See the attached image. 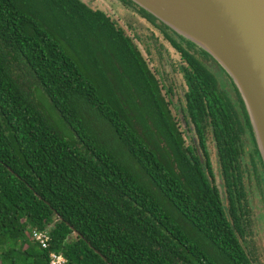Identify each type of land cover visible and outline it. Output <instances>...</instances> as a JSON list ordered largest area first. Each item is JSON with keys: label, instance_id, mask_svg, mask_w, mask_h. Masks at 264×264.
<instances>
[{"label": "trees", "instance_id": "16d2710c", "mask_svg": "<svg viewBox=\"0 0 264 264\" xmlns=\"http://www.w3.org/2000/svg\"><path fill=\"white\" fill-rule=\"evenodd\" d=\"M116 2L149 40L84 0H0V264H49L50 252L67 264H255L231 189L240 153L221 141L225 194L204 150L207 117L216 137L243 131L219 64L131 0ZM164 42L182 58L172 72L187 85L185 128L150 65L151 48L169 52ZM35 91L65 136L32 103ZM33 229L48 232L47 247Z\"/></svg>", "mask_w": 264, "mask_h": 264}, {"label": "water", "instance_id": "95a60500", "mask_svg": "<svg viewBox=\"0 0 264 264\" xmlns=\"http://www.w3.org/2000/svg\"><path fill=\"white\" fill-rule=\"evenodd\" d=\"M227 72L247 109L264 165V0H131Z\"/></svg>", "mask_w": 264, "mask_h": 264}, {"label": "flooded vegetation", "instance_id": "af4514ba", "mask_svg": "<svg viewBox=\"0 0 264 264\" xmlns=\"http://www.w3.org/2000/svg\"><path fill=\"white\" fill-rule=\"evenodd\" d=\"M153 29L156 30L157 28ZM158 34L160 35V37L164 38L162 33ZM178 36L179 35H177L176 33L175 35H173V37H175L176 39H178ZM166 44H168L169 48L178 54V61L181 62V55L177 51H175L172 46H170L169 42H166ZM160 49L162 52L161 56L157 54V61L159 62V69L157 70L158 72L162 73L164 82L168 89H171V91H167L168 96L167 92L165 93V99H170V106L172 108V112L177 115L178 123L183 128H185L182 121L181 112L184 106V103L182 101L184 99L183 96L185 94V91L187 90V85L185 84V80L183 79L182 75H180L178 72L177 75H179L180 78L178 76H176L175 78L172 77V71H174V68L177 69V66H175V64L173 63H168L165 48L161 47ZM143 54L145 55V53ZM218 67L220 66L218 65L213 68V71L217 76V82L220 86L223 85V89L226 90L224 96H226L230 100L233 105V108H235L238 114L237 117L243 124V131H241L239 134V131H237L236 135L234 136L222 134L216 137L215 132L213 131V121L211 117H207L204 150L207 152V156L210 160L211 168L214 172L215 178L218 179V182L220 183V188L222 189V191L225 192V194H227V189L222 182V169L220 166V157H218L220 152L219 148L221 147V141L225 142L226 138L230 136L232 138L231 145H233L236 151L240 153L235 170L230 171L232 175L231 189L234 191V206L235 209L238 210L239 222L241 230L243 232L244 245L247 251H249V254L251 255V258L254 260L255 264H264V260L259 256L260 252L255 248L253 251L251 249L253 242L255 241L256 229L255 223L252 224L250 220V216L252 215L251 209L255 206V193L259 194L261 201L264 204V165L259 152L258 154L256 153V148L253 144L252 136L247 132L246 127L244 126L245 122L243 121V111L238 98L239 94L237 95L236 91L232 90L229 80L223 74V72L220 71ZM177 78H179V81H176L177 86H175L174 82L175 80H177ZM185 122L188 124L190 123V126H192V119L189 115H187ZM204 150H201V152H204ZM196 152L199 155L200 151H198L197 148ZM200 156H202V154H200ZM247 163L249 164V167H246ZM228 200L229 198L227 196V201L225 198V202L227 203Z\"/></svg>", "mask_w": 264, "mask_h": 264}, {"label": "rangeland", "instance_id": "374dc122", "mask_svg": "<svg viewBox=\"0 0 264 264\" xmlns=\"http://www.w3.org/2000/svg\"><path fill=\"white\" fill-rule=\"evenodd\" d=\"M90 7L92 8H100L101 10L105 11L108 15H110L114 20H117L118 24H120L125 31L132 35L136 33L137 35H144L146 40H149L150 30L147 27H143L139 24L137 30L133 31L132 33L128 29L130 25L132 27H136V24L130 20L127 15L126 11L117 4L116 0H84ZM145 30V31H142ZM135 34V35H136ZM139 47L143 50V44L136 40ZM165 45L168 47L169 52L166 51V56L169 60L173 62H178L179 56L175 53L172 49L169 48L168 44L164 42ZM141 50V51H142ZM150 57L152 58L153 62H150L151 68L159 69V62L158 55L154 48H151ZM148 60V59H147ZM150 61V60H149ZM177 73H173L172 77H176ZM180 78V77H179ZM179 78L175 80V86H177L176 81H179ZM32 103L39 109V111L44 115L46 121L61 135H66L68 131V127L58 115V113L50 106L49 101L46 98L39 94L38 91H35V95L31 98ZM93 127L99 128L98 123H94ZM246 167H249V164H246ZM254 179V176H253ZM256 192V191H255ZM253 192V193H255ZM255 200H254V208L251 209L252 215L250 216V220L252 224L255 223L256 235L255 241L251 247L252 251L254 248L260 252L259 256L264 260V204L261 201V198L258 193H255ZM254 246V247H253Z\"/></svg>", "mask_w": 264, "mask_h": 264}, {"label": "built area", "instance_id": "2783aa9c", "mask_svg": "<svg viewBox=\"0 0 264 264\" xmlns=\"http://www.w3.org/2000/svg\"><path fill=\"white\" fill-rule=\"evenodd\" d=\"M32 239L37 242L41 247H47L49 244V234L47 231L33 229L31 231ZM49 264H67V259L61 253L50 252Z\"/></svg>", "mask_w": 264, "mask_h": 264}]
</instances>
